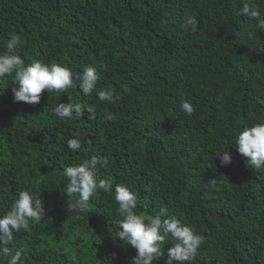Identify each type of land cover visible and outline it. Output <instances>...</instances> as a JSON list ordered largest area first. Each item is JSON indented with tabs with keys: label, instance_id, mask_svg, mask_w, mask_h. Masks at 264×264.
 <instances>
[{
	"label": "trees",
	"instance_id": "1",
	"mask_svg": "<svg viewBox=\"0 0 264 264\" xmlns=\"http://www.w3.org/2000/svg\"><path fill=\"white\" fill-rule=\"evenodd\" d=\"M264 10V0H257ZM239 0H0V51L10 33L20 55L65 63L73 78L89 66L99 80L91 95L78 86L14 102L12 81L0 85V212L22 190L40 195L45 215L28 233L13 231L24 264H131L136 250L114 238L121 217L113 193L90 199L76 220L67 209L63 167L106 157L97 176L127 184L138 214L161 206L205 236L194 264H264V169L247 167L230 148L245 124L264 119V31L237 17ZM195 15L198 31L181 27ZM100 65H103L101 68ZM129 91L116 104L97 93ZM195 106L179 108L181 97ZM69 100L93 105L96 119L60 120L52 109ZM108 112L117 116L105 122ZM79 133L78 151L67 140ZM75 198V197H74ZM171 238L162 242L165 264ZM0 264H5L0 258ZM175 264V262H174Z\"/></svg>",
	"mask_w": 264,
	"mask_h": 264
},
{
	"label": "clouds",
	"instance_id": "2",
	"mask_svg": "<svg viewBox=\"0 0 264 264\" xmlns=\"http://www.w3.org/2000/svg\"><path fill=\"white\" fill-rule=\"evenodd\" d=\"M240 6L234 9L237 17H248L254 20V28L264 31V10L257 0H239ZM199 21L195 15H186L181 27L198 31ZM22 37L10 33L5 49L0 51V85L10 78L14 102L36 104L41 100V94L55 92L63 94L69 89L77 87L85 95H91L96 89L99 76L97 67L89 66L82 74L73 78V72L65 63L35 59L26 63L20 55L23 47ZM102 68L103 65H100ZM128 87L122 88L127 93ZM113 85L100 90L97 95L101 102L116 104L123 99ZM180 110L188 117L192 116L195 106L190 98L181 97ZM52 112L60 120H83L85 113L88 120L96 119V110L93 105L79 102H59ZM105 122L115 121L117 116L108 112L103 117ZM84 138L77 133L67 140V147L75 152L82 148ZM235 148L242 158H245L247 167L264 169V119L245 123L235 134L232 146L219 151L215 158H219L221 166L231 164L232 157L229 149ZM97 165L107 167L106 157L93 156L82 162L63 167L65 179L64 192L69 198L67 209L76 220L84 218L89 212L90 199L98 198L101 193H113L117 205L116 214L121 217L120 228L114 238H119L124 245L136 250L131 258V264H154V261L164 257L162 242L171 238L173 246L167 250L165 264H194L199 254V248L205 242V236L198 233L194 226L188 225L171 214L168 208L161 206L154 216L138 214V195L127 184L113 183L108 179L97 176ZM75 197V198H74ZM45 215V208L40 195L31 189L20 191L14 198L7 211L0 212V258L5 264H24L22 259L24 247L13 251V231L28 233L33 222H39Z\"/></svg>",
	"mask_w": 264,
	"mask_h": 264
}]
</instances>
